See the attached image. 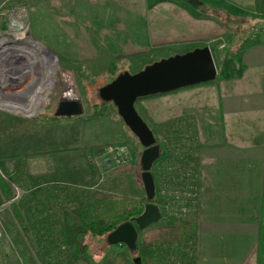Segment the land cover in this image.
Segmentation results:
<instances>
[{
  "label": "rangeland",
  "instance_id": "rangeland-1",
  "mask_svg": "<svg viewBox=\"0 0 264 264\" xmlns=\"http://www.w3.org/2000/svg\"><path fill=\"white\" fill-rule=\"evenodd\" d=\"M161 1L165 0H140L144 7ZM137 2L0 0V43L4 41L0 46V175L12 192L8 200L0 188L2 264H42L13 214L14 203L27 198L30 192L62 184L76 192L70 203L86 200L96 192L146 199L141 178L144 148L125 125L115 104L103 101L99 90L124 73L138 74L161 60L205 47L225 51L229 44L245 45L253 36L199 37L191 43L158 41L148 36L151 32L147 29L141 27L138 31L141 22L128 15ZM176 2L184 6L186 3ZM190 9L198 13L206 7L189 6ZM257 21L246 24L247 34L261 26ZM25 52L29 55L22 57ZM214 57L218 64V53ZM48 72L51 82L44 86L46 98L42 110L28 116L5 108L34 100L31 97L39 91L40 83L46 81ZM70 94L81 102L83 115L56 117L59 104ZM158 98L162 101L160 107L151 104L150 99L155 98L136 104L155 136L162 138L158 161L170 155L180 157V150L199 157L195 117L185 115L186 110L183 115L181 100L174 98L165 104V95ZM33 104L36 109L37 102ZM178 123L186 139L177 148H171L174 137L168 133L170 138H164L168 128ZM110 147L124 149L120 164H115L106 153ZM180 158L184 168L193 166V160ZM156 199H162L157 184ZM156 204L161 214L169 207L166 202ZM107 238H89L92 264H101L109 252L120 250L118 245H110ZM125 250L132 262L139 257L138 250L127 247Z\"/></svg>",
  "mask_w": 264,
  "mask_h": 264
},
{
  "label": "crops",
  "instance_id": "crops-1",
  "mask_svg": "<svg viewBox=\"0 0 264 264\" xmlns=\"http://www.w3.org/2000/svg\"><path fill=\"white\" fill-rule=\"evenodd\" d=\"M185 1L186 7L176 0L144 7L138 0L128 15L141 22L138 31L165 43L253 35L225 51L208 47L218 53L215 81L165 95V104L181 100L183 115L196 119V264H264V15L258 0ZM255 20L261 26L247 34ZM154 98L160 107L162 97Z\"/></svg>",
  "mask_w": 264,
  "mask_h": 264
},
{
  "label": "trees",
  "instance_id": "trees-1",
  "mask_svg": "<svg viewBox=\"0 0 264 264\" xmlns=\"http://www.w3.org/2000/svg\"><path fill=\"white\" fill-rule=\"evenodd\" d=\"M260 11L264 15V0H260ZM159 96L162 95L149 98ZM179 125L167 127L164 139L174 137L171 148H177L186 139ZM155 137L158 143L162 141ZM180 157L193 160V166L184 168ZM180 157L170 155L172 161L166 158L153 166L163 200L156 199L155 203L166 202L169 207L162 213L161 221L140 236L137 250L143 264H196L199 158L185 150H180ZM0 188L10 200L12 192L1 175ZM75 193L69 185L51 184L30 192L13 205L16 222L31 240L35 256L42 264H92L89 238L108 237L123 223L140 217L147 203V199L103 192L70 203ZM118 249L109 252L101 264H134L125 245H118Z\"/></svg>",
  "mask_w": 264,
  "mask_h": 264
},
{
  "label": "water",
  "instance_id": "water-1",
  "mask_svg": "<svg viewBox=\"0 0 264 264\" xmlns=\"http://www.w3.org/2000/svg\"><path fill=\"white\" fill-rule=\"evenodd\" d=\"M218 70L210 48L196 49L156 62L138 74L124 73L99 90L103 101H112L125 125L137 137L144 151L141 158L142 182L147 203L144 213L117 227L107 238L112 246L125 245L136 251L141 234L161 221V211L155 203L156 182L153 166L160 159L161 147L145 120L136 109L139 99L166 95L183 89L213 82ZM84 113L78 99L64 98L56 112L58 118L80 117ZM141 258L134 260L141 264Z\"/></svg>",
  "mask_w": 264,
  "mask_h": 264
},
{
  "label": "bare ground",
  "instance_id": "bare-ground-1",
  "mask_svg": "<svg viewBox=\"0 0 264 264\" xmlns=\"http://www.w3.org/2000/svg\"><path fill=\"white\" fill-rule=\"evenodd\" d=\"M1 45H4V41H2L0 43V46ZM2 47V46H1ZM1 50V48H0ZM24 52V51H23ZM26 54H21L22 57H25V55H29V52H25ZM44 76H46V74L44 73ZM48 82H51V77H50V74L48 72V75L46 76V81L44 82H41L38 89L39 91H37V93L35 92L34 96L31 97V99H34V100H30L26 105H15V104H9V105H5V108L13 111L14 113H24L28 116H32V115H35L37 114L40 110L43 109V103H44V100L46 98V95H44V86L48 83ZM52 84V83H51ZM73 96H71V94L68 96L69 99H72ZM33 101L34 102H37L38 104V107H36V109H34L35 105L33 104Z\"/></svg>",
  "mask_w": 264,
  "mask_h": 264
},
{
  "label": "built area",
  "instance_id": "built-area-1",
  "mask_svg": "<svg viewBox=\"0 0 264 264\" xmlns=\"http://www.w3.org/2000/svg\"><path fill=\"white\" fill-rule=\"evenodd\" d=\"M107 152L111 156L112 160H114L115 164L116 163L120 164L121 163V159H122V155L124 154L125 151H124L123 148H121V149H114L113 147H110V148H108L106 150V153ZM99 158H101V157H98V160H99ZM17 198L18 197H16L15 200H17ZM1 237H2V231H1V226H0V238ZM0 264H2L1 257H0Z\"/></svg>",
  "mask_w": 264,
  "mask_h": 264
}]
</instances>
